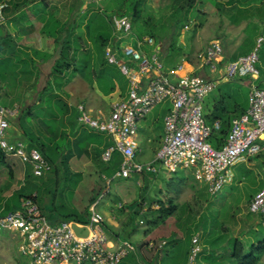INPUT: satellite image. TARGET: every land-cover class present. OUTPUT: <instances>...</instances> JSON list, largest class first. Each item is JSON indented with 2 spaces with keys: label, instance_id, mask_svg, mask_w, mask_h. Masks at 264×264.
I'll list each match as a JSON object with an SVG mask.
<instances>
[{
  "label": "rangeland",
  "instance_id": "rangeland-1",
  "mask_svg": "<svg viewBox=\"0 0 264 264\" xmlns=\"http://www.w3.org/2000/svg\"><path fill=\"white\" fill-rule=\"evenodd\" d=\"M122 1L102 0L95 4V10L91 14V17H97L92 23L93 35L98 31L111 29L112 23L109 18L115 14ZM143 1L146 15L152 14L161 23H168L166 24L168 28L166 27L164 31L166 34L160 43L163 42V50L172 52L175 61L187 55L200 62L199 54L207 48L209 40L216 35L223 39V35L227 36L230 29L235 27L229 26L232 23L228 20L226 5L218 10L213 6L214 0L197 2L189 12L179 9L175 17H171L173 0ZM222 1L226 3L227 0ZM252 1L256 2L257 7L249 8L248 15L242 13L245 11L244 3L235 2L236 6L238 5V15L234 17L239 18L237 24L246 16L259 17L261 14V17H264V0ZM51 2L54 4L57 1ZM22 3H25V0H22ZM21 9V13L15 18L20 22L18 24H36L38 15L48 13L42 9L41 3H35L34 6L28 4L26 8ZM72 19L69 21L72 22ZM201 23L202 26L196 27ZM3 24L8 23L6 21ZM90 49L95 54V65L98 64L94 68L102 71L101 74L105 77V82L98 85L101 88H109L111 85L119 84L125 90L126 76L118 65L107 61L101 48L96 50L94 38H90ZM258 53L261 57L259 63L264 69V43ZM84 58L90 64V53H86ZM120 58L124 60L122 56ZM87 70V77L90 79L93 76L91 68L88 66ZM196 74L199 72L196 71ZM35 98L37 96L34 95L33 100L25 99L26 106ZM20 113L11 120L15 133L21 132L17 126ZM28 120L27 118L26 121ZM28 125L32 130H36L37 127L40 129L36 119L31 120ZM139 130L142 138L150 133L144 122H141ZM157 133L159 134L154 136V144L160 135V132ZM107 140L111 141V138ZM59 143L63 145L64 141L60 140ZM142 156L143 153L139 155L140 158ZM141 161L145 159L141 158ZM10 162L16 165L17 174L12 180L8 168H0L1 203L7 199L12 201L14 196L11 195L17 194L18 188H22L26 194L36 193L44 215L52 222V218L62 219L70 215L83 220L89 215L91 199L100 200L97 208L105 213L107 204L110 207L107 214L115 223L109 228L108 234L112 238L118 234L123 239L131 240L135 246V250L124 258L121 264H135L140 249L146 253L144 261L151 264H189L192 239L195 235L199 236L202 247L195 264H237L232 256L235 240L243 244L246 252L252 244L264 241V218L258 213L251 212L248 204L249 197L260 189L264 180V154L247 158L232 166L233 181L216 194L210 193L208 187L195 177L192 170H180L172 174L160 168L153 181L139 179L135 174L130 178H121L113 176L119 168V159L107 163L98 157L90 164L85 163L86 159L82 157L73 158L64 166L58 167L57 174L49 170L41 177H32L28 172L29 167L22 173L24 165L18 158L10 157ZM102 173L107 174L106 179L102 177ZM8 182L12 185L7 190L5 185ZM103 194L105 196L102 199ZM169 197H173L177 204L176 212L159 218L157 209L160 206H166L170 211ZM147 238L158 240V248L150 252L145 245L139 247ZM17 240L10 232L0 234V264H31L30 259L19 252ZM258 264H264V254L261 255Z\"/></svg>",
  "mask_w": 264,
  "mask_h": 264
},
{
  "label": "built area",
  "instance_id": "built-area-1",
  "mask_svg": "<svg viewBox=\"0 0 264 264\" xmlns=\"http://www.w3.org/2000/svg\"><path fill=\"white\" fill-rule=\"evenodd\" d=\"M100 1L83 0V8ZM8 6L7 1H0V23L6 20L4 13ZM112 27L117 40L133 33L127 16L114 15ZM143 42L155 45L150 36L139 40L138 45ZM263 43L264 36L258 37L250 53L228 62L224 76L227 79L260 78L258 51ZM118 53L114 42L105 47L107 61L118 65L128 79L127 95L112 102L111 112L105 119L92 117L83 104L78 105L83 125L113 139L102 151L101 160L110 163L114 155L119 154L121 161L114 177L130 178L145 171L156 172L158 165L171 173L190 169L210 193L216 194L233 181L232 166L263 150L260 141L264 135V88L252 86L247 111L233 120L224 146L217 149L209 138L214 130L220 129L221 123L217 121L213 126L206 123L204 104L217 89L218 80L185 74L173 81L164 72L159 52L148 55L132 43L123 45L121 54L134 61L135 66L121 59ZM199 60L201 66L216 72L223 60L222 45L212 42L199 54ZM165 102H169L171 108L164 119L162 146L152 161L139 162L136 159L139 124L157 105ZM18 112V106L8 108L0 102V148L6 155L29 165L33 176H42L52 166L41 151L23 140H11V119ZM97 206L98 202H94L89 207L86 223L76 222L81 227L77 233L75 221L51 223L33 198L24 197L17 210L0 211V234L10 232L14 235L18 239L19 252L27 256L31 264H121L135 247L129 240H114L109 236L104 225L105 216ZM249 209L264 218V186L250 200ZM85 230L87 234L83 235ZM192 243L189 264H195L202 251L198 235L193 237Z\"/></svg>",
  "mask_w": 264,
  "mask_h": 264
},
{
  "label": "crops",
  "instance_id": "crops-1",
  "mask_svg": "<svg viewBox=\"0 0 264 264\" xmlns=\"http://www.w3.org/2000/svg\"><path fill=\"white\" fill-rule=\"evenodd\" d=\"M8 2L10 3V6L7 10L8 24H1L3 25V30L8 37H6V40L2 42V48L0 49V60L2 61L3 65L2 80L0 79V94H4L6 91L11 92L14 90V93L22 92L25 95V99L28 98L29 100H33V96L35 95L37 96V98H35L34 101L29 104L32 105L34 103H37V101L39 100V93L42 92L46 87H50L49 83H51L53 92H55V94H57L61 100L60 105L63 113L61 114L60 118L57 119L58 127L56 129V132L52 131L51 138L55 141L63 140L68 143V141H75L79 136H81L80 141L82 144V157L86 159L85 163L91 164L98 157L101 159L102 151L107 146H109V142L113 143V139L111 138V136L105 133L97 132L83 125L80 120V112L78 110V105L83 104L86 109L90 112L91 116L94 118H107L111 112L112 102L126 96L128 93L129 83L127 77V85L125 90L121 88V85L116 84L109 86V88L114 86L113 90L109 91V88H107V91L103 90V88L98 85V82H94L92 84L91 80L86 75L81 74L80 72H75L73 70L74 66H71L70 69H68L67 71L65 70L62 74L57 75V77L54 76L52 74V69L55 62L59 59L60 48L65 40L70 38L72 41L73 51L71 56L74 61H79L81 54L84 53L86 49H90L88 24H82V34L80 33V28L75 30V24H18L20 22H18L15 18L19 15V13H21V8H26L28 4H34L31 3L32 0H25V3H22V0L20 2L19 0L15 2L12 0H8ZM243 5H245V11L242 13H245L246 15H248L247 10L249 8H252L253 6L257 7L256 2L254 1H248ZM226 7L228 11V20L230 23H232L229 24V26L234 25V29H230L231 33L229 32L227 36L223 35V39H220V37L216 35V38L214 37L208 42V46L212 42H219L223 47V60L219 64V69L216 72H211L207 66H201L200 62H197L196 59L191 56L185 55L181 59L175 61V56L172 54V52L163 50V42L160 43L159 41L158 43H156L155 38L154 41L155 44H157V47L155 51H153L152 49L153 52H151V54L156 51L159 52V57L164 63V72L173 81H177L182 75L196 74V71H198L199 74H201L202 76L218 80L217 88L227 82H234L235 84L246 88L248 90V100H246L245 105H248L249 107V93L251 91L252 86L258 85L259 78L253 79L250 77H238L235 79H227L224 76V67L228 62L235 61L239 57L247 55L254 49L257 38L260 36H264V32H262L264 30V17H261V14L259 15V17L246 16L244 19H242L241 22L237 24L239 18L234 19V17L238 15V9L236 8V4L234 3L230 5L227 0ZM22 22L23 20L21 21V23ZM111 30L114 36L112 25ZM81 37L82 46H80L81 42L79 41V38ZM111 41L114 42L113 40ZM138 41L139 39L134 33H132L131 36L124 38L125 43H132L134 46L142 50V46L145 42L138 45ZM123 43L121 44V46H123ZM76 49L78 52L75 51ZM144 52L146 53V51ZM118 54L120 57V53ZM123 58L132 66L136 65L134 61L129 60L125 57ZM82 59L85 62L84 57ZM24 61H26L27 65L30 66L29 69L31 71L27 73L25 79L23 78L24 75L22 72V62ZM11 69H16V71H19V77L17 78V81H12L10 83L9 80L12 79V77H16V75H8L7 72ZM12 83H19L18 87L14 86L18 88L17 90L16 88H12L13 90H11L9 86H12ZM216 95L217 94L215 93V96ZM213 97L214 94L213 96L211 94L206 100L210 101ZM170 108L171 104L169 102L159 104L150 113H148L145 118L141 120V122L147 124V128L149 129L150 133L145 138H142L140 137L139 130V149L136 158L138 161L147 163L155 158L158 150L160 149L163 143V138L165 134L164 119ZM150 114L153 115L150 116ZM38 120L39 119H36L37 123ZM13 128L14 126L11 125V133L14 141L17 138H20L18 135V133L20 132H16L15 134ZM157 132H160V135L158 137V141L154 144V136H157L159 134ZM108 136L111 138V141L107 140V138H109ZM260 143L263 147V150L257 156L264 154V135ZM67 152L68 147L66 146L64 147L63 153L66 154ZM141 153H143V156L141 158H144L145 161H141V158L139 157ZM82 157L74 156L73 158ZM57 165L58 167H62V165L64 166L65 164L60 163L59 159ZM27 168L28 165H24L23 172H25ZM160 168L161 167L159 166L158 171ZM158 171L155 173L146 171L144 173L135 175H138L139 179L143 178L145 180L153 181L155 180L154 175L157 174ZM102 177H107V174L102 173ZM263 186L264 180L261 184L260 189ZM260 189H258L256 193ZM256 193L252 194L249 197L248 204ZM170 198L173 197H169V199ZM109 208L110 207L106 204L104 216L106 215L105 223L108 227H105L107 232H109V228L111 227V225H115V223L112 221V218L107 214L109 213ZM117 239L129 240L123 239L120 236H118ZM137 257L138 260L135 264H144L143 260L139 256Z\"/></svg>",
  "mask_w": 264,
  "mask_h": 264
},
{
  "label": "trees",
  "instance_id": "trees-1",
  "mask_svg": "<svg viewBox=\"0 0 264 264\" xmlns=\"http://www.w3.org/2000/svg\"><path fill=\"white\" fill-rule=\"evenodd\" d=\"M5 1L8 2V0ZM56 1L57 2L52 4L51 0H32L31 3L33 4L41 3L42 9L45 10L46 13L48 12L47 14L44 15L43 14L38 15L36 24H75V30L80 28L81 34H82V24H88L90 38L91 39L94 38L96 44V50L98 48H101L104 51V56H105V47L112 42L111 40H113L115 46L119 50L120 56L123 57V55L121 54V44L124 42V39L117 40L116 37L113 36L111 29L109 31L101 30L98 31L95 35H93L94 29L92 23L94 22V19H96L97 17H91V14L95 10V6H96L95 4H89L88 8L85 9L83 12H81L78 10L82 7L83 0H56ZM202 1L204 0H173V13H171V17H173L179 9L181 10L183 9V12L185 11L189 12L197 4V2L202 3ZM243 1L244 0H228L230 5L234 4L235 2H239L240 4H242V3H247L248 1L250 2L252 0H246L245 2ZM144 3L145 1L143 0H123L121 5H119V7L116 9L114 15L129 17L133 27L132 31L139 40H142L144 36H150L155 38L156 43H158L163 38V36H165L166 33L164 31L167 27L166 24L168 23H161L152 14L146 15L144 13ZM214 3L217 9L221 10V8H223L224 5L227 4V1L226 3H224V1L222 0L219 1L214 0ZM8 4L10 6L9 2ZM7 10L8 9H6L4 13L6 16V21H7ZM199 12L201 13V11ZM201 14L206 15L205 13H201ZM113 16L109 18V21H111V23ZM70 18H73L72 22L69 21ZM3 23H0V49L2 48V44H3L2 42L6 40V37H8L3 30V25H1ZM202 24L203 23H201V25L197 24L196 27L198 26L200 27L202 26ZM79 41L81 42L80 46H82V37L79 38ZM146 46H149V44L144 43L142 46V50L146 51L147 54H151V52L155 51L157 44L153 46L150 45L149 47ZM72 51H73L72 41L70 38H68L61 45L59 52V59L55 62L53 66L52 74L57 77V75L62 74L65 70L67 71L68 69L71 68V66H74L73 70L75 72L77 73L80 72L81 74L87 76L88 74L87 69L89 66V68H91V74L93 75L90 77L92 84L94 82L103 84L105 82L104 81L105 77L102 76L101 74L102 71H99L94 68V66H97L98 64L95 65L96 58L94 60L95 54L91 51V49L88 50L86 49L85 52L81 54L79 61L76 60L74 61L72 59L71 56ZM86 53H90V64H88L89 62H87L85 58H84L85 62L82 59L84 55H86ZM22 63H23L22 72L24 75L23 78L25 79L27 73L31 71L29 69L30 66L27 65L26 61ZM2 66H3L2 61L0 60L1 80L3 73ZM258 67L260 69L261 75L260 78L258 79L257 86L264 88V69L261 67L260 63L258 64ZM7 73L8 75L11 76L16 75V77L14 78L12 77V79L9 80L10 83L12 81H17V78L19 77L18 76L19 71H16V69L14 70L11 69ZM18 84L12 83V86H9V84L8 86L11 88V90H13L12 88L18 87ZM49 86L50 87H46L42 92L39 93V100L37 101V103H34L32 105L26 106L24 101L25 95L22 92L14 93V90L11 92L6 91L4 94H1L0 101L4 106L10 108H13L16 102L20 103L19 107L21 109L20 110L21 113H20V117L18 118V125H17L19 130L21 131L20 134H18L19 137L27 140L30 144H33L36 147H38L41 153L44 155V157L48 160V162L53 165L51 170L55 171L57 174L58 171L57 162L59 159H60V163L67 164L71 159H73L74 156L82 157L83 153H82V144L80 141L81 136H79L75 141L70 140L68 141V143L64 141L63 145L59 143L60 141H55L51 138L52 131L56 132V129L58 127L57 119L60 118L61 114L63 113L61 110L62 108L60 105L61 103L60 98L58 97L57 94H55V92H53L51 83H49ZM113 88L114 86L110 87L108 90L111 91L113 90ZM17 89L18 88H16V90ZM103 90H107V88H103ZM215 93L217 94L216 96ZM213 94L214 97L211 98L212 100L205 101L204 118L206 123L212 126L217 121H220L221 123L220 129L214 130L209 138V142L211 143V145L217 149H220L224 146L226 142V139L232 127L233 120L239 118L248 109V105L247 106L245 105L246 100H248V90L238 84H235L234 82H227L222 84L219 88H217L212 93V96ZM27 118L29 119L28 121H26ZM34 119H39L37 125L40 126V129H38V127L36 128V130L30 129L28 123ZM111 144L112 142H109V145ZM66 146L68 147V152L64 154L63 150L64 147ZM10 157L11 156L6 155L5 152L0 148V168L7 167L9 171L10 179L14 180L17 174L15 169L16 165L10 162ZM118 159L120 163L121 157L119 156V154H116L114 155L112 161ZM28 167H29L28 172L31 173V168L30 166ZM31 175L32 177H34L32 173ZM11 185H12L11 182L6 183L5 189L7 188L8 190L11 187ZM16 190H18V193L17 194L14 193L11 195L14 196L12 198V201L7 199L6 202L3 203L0 202V211L2 213H7L20 208L21 199L24 197H31L38 203V195L36 193L26 194L23 192L22 188H18ZM1 192L2 190H0V195ZM95 201H97V199L95 200L94 198H92L90 203L92 204ZM168 202H169L168 207L170 208V211H168V208H166V206H160L157 209V212L159 213L158 216L159 218H163V216H167L169 214H173L174 212H176L177 204H175L174 199L170 198L168 199ZM39 207L42 211V207L40 205ZM51 220H52V222L50 221L51 223H59L65 220H69V221L75 220L82 223H86L88 221V217L84 218L83 220H78L76 217L70 215L63 217L62 219L52 218ZM104 224L106 227H108L105 222ZM117 237L118 234L115 235V237L113 238L111 237V238L114 240H118ZM151 243H153L152 246H150ZM158 244H159L158 240L147 238L146 240L143 241L142 244H140L139 247L145 245L150 250V252H152L153 250L158 248L159 246ZM139 251H140L139 257L143 260L144 264H151V262L149 261H144L146 259L144 254L146 253L144 251H141V249ZM262 254H264V241L257 244H252L247 252L245 251L243 244L239 240H235L233 244L232 256L236 260L237 264H258Z\"/></svg>",
  "mask_w": 264,
  "mask_h": 264
},
{
  "label": "clouds",
  "instance_id": "clouds-1",
  "mask_svg": "<svg viewBox=\"0 0 264 264\" xmlns=\"http://www.w3.org/2000/svg\"><path fill=\"white\" fill-rule=\"evenodd\" d=\"M88 6H89V5H88ZM88 6H87L86 8H83V5H82V7L80 8V9H81L80 11L83 12L85 9L88 8ZM8 8H9V6H8ZM8 8H7V9H8ZM5 22H6V20H5ZM0 102H1V101H0ZM1 104H2V103H1ZM2 105H3V104H2ZM15 106H18V107H19V105H17V104H15L14 107H15ZM6 107H7V106H6ZM8 108H10V107H8ZM19 113H20V107H19V112H18V114H19ZM18 114H17V115H18ZM17 115H16V116H17ZM11 120H12V119H11ZM11 125H12V123H11ZM10 135H11V138H12L11 129H10ZM17 139H20V140H23V141L29 143V142H28L27 140H25V139H22V138H17ZM11 140L13 141V138H12ZM15 140H16V139H15ZM29 144H30V143H29ZM31 145H32V146H35V145H33V144H31ZM35 147H36V146H35ZM37 148H38V147H37ZM38 149H39V148H38ZM11 157H13V156H11ZM20 161H21V160H20ZM137 161H138V160H137ZM111 162H112V161H111ZM139 162H140V161H139ZM142 163H143V162H142ZM28 166H29V165H28ZM51 166H52V165H51ZM158 166H159V165H158ZM30 168H31V167H30ZM161 168H162V167H161ZM51 169H52V167H51ZM51 169H50V170H51ZM116 170H117V169H116ZM182 170L187 171V170H190V169H182ZM157 171H158V168H157ZM157 171H156V172H157ZM179 171H180V170H179ZM179 171H177V172H179ZM192 171H193V170H192ZM47 172H48V171H47ZM115 172H116V171H115ZM145 172H146V171H145ZM168 172H169V171H168ZM177 172H175V173H177ZM152 173H155V172H152ZM169 173H171V172H169ZM193 173H194V172H193ZM114 174H115V173H114ZM114 174H113V176H114ZM172 174H174V173H172ZM194 175H195V174H194ZM42 176H43V175H42ZM34 177H37V176H34ZM38 177H41V176H38ZM118 177H119V176H118ZM195 177H196V176H195ZM106 178H107V177H106ZM106 178H105V179H106ZM121 178H123V177H121ZM109 181H110V180H109ZM104 196H105V195L103 194V197H104ZM103 197H102V199H103ZM102 199H101V200H102ZM99 201H100V200H97V201H95V202H98V204H99ZM92 204H93V203H92ZM90 206H91V205H90ZM103 214H104V213H103ZM68 221H69V220H68ZM71 221H75V220H71ZM75 222H79V221H75ZM81 223H82V222H81ZM104 225H105V224H104ZM105 228H106V227H105ZM106 231H107V230H106ZM109 236H110V235H109ZM110 237H111V236H110ZM198 237H199V236H198ZM129 241H130V240H129ZM132 244H133V243H132ZM152 245H153V243H152L150 246H152ZM134 247H135V246H134ZM134 250H135V249H134Z\"/></svg>",
  "mask_w": 264,
  "mask_h": 264
},
{
  "label": "water",
  "instance_id": "water-1",
  "mask_svg": "<svg viewBox=\"0 0 264 264\" xmlns=\"http://www.w3.org/2000/svg\"><path fill=\"white\" fill-rule=\"evenodd\" d=\"M74 227L77 231V233H80V230H81V227L78 226V224L76 222H74ZM87 234V231L85 230L84 234L83 235H86Z\"/></svg>",
  "mask_w": 264,
  "mask_h": 264
}]
</instances>
